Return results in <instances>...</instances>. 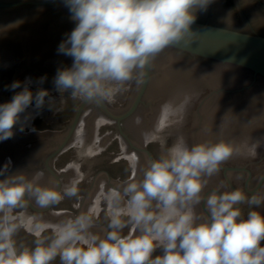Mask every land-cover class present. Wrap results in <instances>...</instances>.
Masks as SVG:
<instances>
[{
  "label": "clouds",
  "instance_id": "obj_1",
  "mask_svg": "<svg viewBox=\"0 0 264 264\" xmlns=\"http://www.w3.org/2000/svg\"><path fill=\"white\" fill-rule=\"evenodd\" d=\"M76 27L58 46L72 58L58 69L53 83L62 96L111 101L133 80L139 82L152 59L190 32L197 9L210 0H64ZM46 77H41L40 82ZM11 90L21 87L14 81ZM45 89L28 86L10 102L0 104V141L14 135V126L29 106L42 109ZM190 97L161 106L154 130L144 134L159 142L162 153L138 176L103 193L108 225L103 235L92 231L94 217L81 213L60 222L29 215V205L48 209L77 195L75 185L42 183L44 172L24 173L0 180V264H264V195L240 189L206 192L209 178L240 146L220 141L189 145L183 136L170 147L161 133L181 123ZM136 124L141 118L136 117ZM23 131V128H20ZM262 141L245 145L255 156ZM135 170L138 157L131 158ZM11 160L0 168L8 172ZM203 204V210L200 206ZM247 206V211L242 207ZM130 229L125 234L124 229ZM21 229L33 246L18 244ZM49 233V234H45ZM159 252V254H157Z\"/></svg>",
  "mask_w": 264,
  "mask_h": 264
},
{
  "label": "water",
  "instance_id": "obj_2",
  "mask_svg": "<svg viewBox=\"0 0 264 264\" xmlns=\"http://www.w3.org/2000/svg\"><path fill=\"white\" fill-rule=\"evenodd\" d=\"M59 1L0 4L2 9L7 8L10 12L21 13L17 20L0 18V104L10 102L16 93L23 90L24 86H28L35 94L41 77L56 76L58 69L71 67L72 58L58 53V46L76 27V22L71 19V13L65 6L64 0L60 3ZM51 5L56 6L47 8ZM3 11L0 9V12ZM189 30L190 32L186 33L181 40L173 42L152 59L151 64L139 77V82L131 81L113 100L106 101L109 107L105 101L73 99L67 92L62 96L57 92L54 102L47 103L46 99L45 105L39 110L35 109L33 102V105L21 114L20 123L14 126L13 137L0 141V168H3L9 158L11 160L8 172L5 176H0V180L5 179L6 175L16 173H24L30 178L36 171H40L43 159L37 155L40 153L41 156L44 149L45 151L48 149L47 142L61 140L45 162L47 171L57 179V186H61L59 176L51 167V161L66 150L84 113L89 108L77 134L79 140L82 142L85 140L84 146L75 143L55 164L57 170L63 173V186H76L82 180L79 184L81 190L74 197H65L50 212L47 211L51 207L37 210L29 205L31 207L27 208L29 215L55 223L81 213L91 214L94 217L92 231L99 235L104 234L109 221L107 204L104 196L100 194L104 182L101 174L108 169L115 176H119L129 166L127 161L121 160L122 152H126V145L123 144L122 136L117 133V124L104 114L115 120L121 127V123L132 118L141 107L135 117L124 123V127L137 144H146L150 152L142 147L140 151L146 154L149 160H153L152 156L158 159L162 148L159 142H146L144 134L154 130L161 106L166 102L178 104L184 99L186 92L191 93L187 107L189 110L192 107L196 108L190 111L193 120L190 124L191 117L186 118L185 111L181 123L165 128L161 135L167 138V147H170L178 136L189 138V145L213 138V143L224 141L240 146L241 153L227 160L238 162L251 156L245 145H251L257 140L264 142V123L262 121L258 123L260 114H264V37L196 21L190 25ZM182 56L194 61H211L234 73L238 94H236L235 106L231 107L235 111L231 115L226 114L227 123L224 126L214 120L218 113L221 116L224 113L217 107L218 100L216 99L212 106L204 104L200 106L201 102L194 97V93L199 92L200 88L193 86L195 82L221 86L223 83H228L233 74L230 75L225 71L213 72L198 66L189 67L181 63ZM7 76H18L21 80L17 81L21 82V87L3 94L5 91L3 86L7 85H4L3 81ZM32 79L33 81H30ZM53 80V78H46L43 83H39V87L54 86ZM258 85H261L260 88L254 90ZM246 92L252 93L243 95ZM94 103L104 114L95 106H91ZM138 116L142 121L139 125L135 122ZM56 120L58 125L62 126L57 130L61 135L64 134L63 127H67V133L63 139L35 138L31 134V128L40 133L54 131L52 125ZM99 125L103 128L98 136L95 130ZM21 127L23 131H20ZM110 133H113L111 139L106 140ZM103 139L106 140L105 145L101 142ZM260 150L261 147H258L257 153ZM117 160L123 161L121 162L123 166L121 163H116ZM144 166L146 162L139 158L136 176L141 173ZM261 171L262 169L257 168L256 175L260 176ZM44 174L42 183H49L51 179L46 173ZM221 178V175L216 178V181L214 176L209 178L205 191L211 186H221ZM227 189L224 187V190ZM262 195L264 190L257 196ZM260 211H262L261 208ZM129 231L128 228L124 229L125 234ZM16 240L18 244L33 246L34 237L28 231L21 229ZM53 264H59V259L53 261Z\"/></svg>",
  "mask_w": 264,
  "mask_h": 264
},
{
  "label": "flooded vegetation",
  "instance_id": "obj_3",
  "mask_svg": "<svg viewBox=\"0 0 264 264\" xmlns=\"http://www.w3.org/2000/svg\"><path fill=\"white\" fill-rule=\"evenodd\" d=\"M29 1L48 2V1H52V0H5V1L0 0V4H12V3L29 2ZM60 1H59V3H60ZM53 6H56V5H51L47 8H51ZM0 9L4 10L3 12H0V18H11V20H14V19L17 20V18L19 19L18 16L21 14L18 12H10V11H8L9 9H7V8H3V9L0 8ZM194 15L196 17L194 21H196V22L228 27V28L236 30V31H240V32L248 33V34H253V35H260V36L264 37V0H210V3L207 5L206 9H197L195 11ZM182 58H183L182 59L183 61H181V63H183L184 65H187L189 67L198 66V67L207 68L209 71H213V72L214 71L215 72L225 71L226 73L228 72V74L230 73V75L233 74V75H231L232 77L230 78L228 83H223L221 86L220 85L212 86L207 82H195L194 83L195 85L193 86V87L197 86V89L200 88L199 92L194 93L195 99L197 101L201 102V103L199 102L200 106L203 104L208 105V106H210V105L212 106L213 103L215 104L214 101L216 99L218 100V103H217L218 106L217 107L219 110L220 109L223 110L224 113H223V116H221L218 113L217 118H215L214 120H217L218 122H220V124L222 126H224L227 123L226 114L230 113V115H231V113L233 111H235V109L234 108L232 109V107H231L232 105L235 106L236 94H238L236 92V90H237V84L236 83L237 82L235 80L236 78L234 76V73L230 69L222 68L219 65H217L216 63L211 62V61H206V60L194 61L191 58L185 57V56H182ZM33 72H34V68H33ZM192 72L194 73V71H192ZM35 73H36V71H35ZM54 77L55 76H46V78H53V79H54ZM17 80H21V79L18 76L17 77L16 76L15 77L7 76L6 79L3 81L4 85L7 84L6 86H3L5 88V91L3 94L9 93V91L11 90L9 86L14 81H17ZM30 81H33V79ZM39 83L37 84V89L42 88V89L47 90L49 92V96L52 98V102H54L56 99V95H57V91H56L55 87L54 86H51V87L48 86L49 88H46L45 86L41 85V88H40ZM260 86L261 85H258L256 87V89H254V90L259 89ZM252 92H246L243 95L247 96V95L251 94ZM184 94L187 96H190L191 93L186 92ZM246 96H244V97H246ZM46 99H47V103H49V98L46 97ZM144 101H145V98H144ZM105 103L108 106L106 101H105ZM188 105H189V103H188ZM225 105H226V107H225ZM91 106H95V108H97L100 112H102L98 108L96 103H94ZM140 108L138 109L136 114L139 112ZM88 109L84 113V115H83L76 131L74 132L66 150H64L60 155H58L56 158H54L51 161V167L55 171V173L59 176L60 181H61V186H63V173L57 170L55 164L59 160V158L62 157L65 153H67V151L75 143L81 144L82 147L84 146L85 140H84V142H82V140H79L77 138V134L79 132L81 122H82L83 118L85 117ZM194 109H196V108L192 107L189 110V108L186 107V110H185L186 111V115H185L186 118H187V116H188V118L191 117V119L189 121L190 124H191V121L193 120L190 111L192 112ZM188 113H190V114H188ZM102 114H104V113L102 112ZM104 115L108 119H110L111 121H113L117 124V127H116L117 133H119L122 136L123 141H124L123 144L126 145V152L125 151L122 152L123 156H122L121 160L127 161L129 163V166H128V169H125V170L123 167L124 171H122L119 174V176H115L113 174V172H111L108 169L106 171L102 172L101 175H102V178L104 180L102 187H101V190H100V194L102 196H103V193H106L109 189L117 188L120 185H122L123 183H125L126 181H128V180L132 179L134 176H136V169L134 170L132 168V163H131V158L133 156L138 157V159L139 158L144 159L146 164L148 161H150L148 156L140 151L141 147L145 148L148 151L146 144L145 145L137 144L127 134L125 127H124V123L126 121L132 119L133 117H135V115L132 118H130L126 121H123L121 123V127H119L118 123L115 120L108 117L106 114H104ZM263 115L260 114V117L258 119V123H261V121L264 123V116ZM230 118H231V116H230ZM59 128H62V126L61 125L59 126L58 121L56 120V121H54V124L52 125V129L54 131L40 133V132H37L34 128H31V134H33L35 136V138H37V137L38 138L56 137L57 139H59V138L63 139L64 135L67 133V127L66 128L63 127L64 134H62V135H61V133H58V131H57ZM101 128H103V126H100V125L97 126V128L95 130L96 135L99 136ZM112 135H113V133L108 134L106 137L107 138L106 140L111 139ZM186 136H187V133L185 134V137ZM188 139L189 138H185V140L187 142H189ZM104 140L105 139H103L101 142H103L105 145L106 140L105 141ZM60 141L61 140L56 142L54 140L51 142H47L48 143V146H47L48 149H46V151L44 149V152L42 151L43 153L41 156H40V153L37 155V157H39V158L42 157V159H43V161L41 163L40 170H42L44 173H46L47 177L51 180H54L56 182V184H58V181L54 176H52V174H50L47 171V169L45 168V162H46L47 157L54 150V148L59 144ZM205 141L213 142L214 139L212 138L211 140H208V138H207L206 140H204V142ZM229 142H231V141H229ZM263 144H264V142H262V144L260 146L261 150L258 151V153L255 156H248L247 158L242 159L241 161H238V162H236V161L235 162L234 161L224 162L220 166L219 173L214 175V181H216V178L221 175L222 176L221 179L223 181V182L221 181V185L230 186V188L227 187L228 188L227 190L240 189V190L244 191L246 194L258 195L260 193V191L264 190V146H263ZM148 152H150V151H148ZM152 158H153V160H155L153 156H152ZM123 161H121V162H123ZM121 162L119 160H117L116 163L120 164ZM122 164L123 163H121V165ZM257 168L262 169V171H261L262 173L260 176L256 175L255 171ZM126 171L129 172V174ZM255 178H257V179H255ZM81 182H82V180L76 185L77 192H79L81 190L80 189L81 186L79 187V184H81ZM216 188H218V187H214V186L212 187L211 186L206 190V192L212 191ZM220 190L224 191V188H221ZM53 207L54 206H52L50 208V210L47 212H50ZM242 207L245 209V211H247L246 205H242ZM200 209L203 210V204H201ZM261 209H262L261 213L264 214V207H262ZM37 210H43V209L37 208ZM47 212H38V213H47Z\"/></svg>",
  "mask_w": 264,
  "mask_h": 264
}]
</instances>
